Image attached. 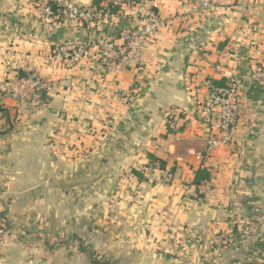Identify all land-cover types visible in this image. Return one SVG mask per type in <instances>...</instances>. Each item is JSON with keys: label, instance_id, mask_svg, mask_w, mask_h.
<instances>
[{"label": "crops", "instance_id": "1", "mask_svg": "<svg viewBox=\"0 0 264 264\" xmlns=\"http://www.w3.org/2000/svg\"><path fill=\"white\" fill-rule=\"evenodd\" d=\"M109 2L116 14L83 26L44 21L31 0H0V81L25 57L29 71L19 73L50 85L36 102L0 95V222L9 232L0 264H264V85L254 75L264 63V0H155L164 25L115 71L97 78L68 61L43 66L55 43L94 47L147 22L144 5L98 4ZM220 78L240 84L241 115L232 143L206 154L217 134L197 100ZM171 109L180 111L173 130ZM147 153L164 168L111 205L114 229L87 234L85 218L100 220L99 193L126 196L116 181L147 164ZM201 167L206 191L192 183ZM168 172L170 181L155 183Z\"/></svg>", "mask_w": 264, "mask_h": 264}, {"label": "built area", "instance_id": "2", "mask_svg": "<svg viewBox=\"0 0 264 264\" xmlns=\"http://www.w3.org/2000/svg\"><path fill=\"white\" fill-rule=\"evenodd\" d=\"M126 6L144 5L147 22L141 26L126 30L118 39L106 38L94 47L81 43H55L50 52L43 56V66L46 67L54 60L68 61L72 65L82 66L92 71L97 78L103 77L110 71H115L126 61L135 59L140 55L141 47L147 37L154 35L165 23V19L157 10L155 0H123ZM38 10L39 16L44 21L69 22L82 25H95L100 23L109 14L107 4L100 7H84L75 0H31ZM117 4V3H116ZM8 52H11L9 50ZM7 52V53H8ZM28 60L25 57L16 59L14 77L0 81V95L11 97L20 102H36L42 92L49 90V83L34 73L19 74L21 71H29ZM255 79L264 85V63L257 64L254 70ZM126 98V94L123 95ZM130 97V96H129ZM198 107L203 114L204 125H210L212 132L217 134L207 140L205 153L219 144L232 143L236 123L241 115L240 84L235 79H230L224 86H211L208 83L207 94L197 100ZM180 117V111L171 109L165 115V125L170 130L176 128ZM154 171H161L157 162H148L140 168L145 176H152ZM163 173V172H160ZM163 179L170 181L171 174L165 173ZM164 179V180H165ZM162 180V179H161ZM165 180V181H167ZM206 191L208 180L201 183ZM8 229L0 224V245L8 235Z\"/></svg>", "mask_w": 264, "mask_h": 264}, {"label": "rangeland", "instance_id": "3", "mask_svg": "<svg viewBox=\"0 0 264 264\" xmlns=\"http://www.w3.org/2000/svg\"><path fill=\"white\" fill-rule=\"evenodd\" d=\"M33 6V5H32ZM137 169H139V168H137ZM140 170V169H139ZM131 173V172H130ZM130 173H129V175H128V177L126 178V177H123L122 175H120L119 177H118V179H117V181H116V183H117V188H119V186L120 185H126L127 187H129V190L126 192V196H123V197H120V192H119V189H117V198H116V200H114V201H111V200H113L114 199V192L112 193V192H108V191H105V192H103V191H101L100 193H99V195L101 196V198H100V207H99V212H100V215L98 216L99 218H100V220H97V224L96 225H91V224H87L88 223V219H86L85 218V221H84V224H83V226H85V227H88V229H86V230H84L87 234L89 233V232H91L92 230H97V229H99V232H104V231H106V232H108L109 230H111V229H114V222H113V220L112 219H114V218H111L110 217V212H112L113 211V207H111V205L114 203V206H118V202H119V200H121L122 198H125V197H127L128 199H130V197H132V196H134V195H132L133 193H134V191H136V190H138L137 188H138V185H139V182H138V179L137 178H133L134 180H132L131 179V177H132V173H131V175H130ZM131 176V177H130ZM161 176H163L164 177V174H162ZM160 176V177H161ZM88 178H90V177H88ZM88 178H86V179H88ZM143 178L144 177H142L141 178V180H143ZM162 178V177H161ZM120 179H121V181H120ZM165 179V178H164ZM163 178H162V180L160 181V180H156L155 181V183H158V182H160V183H163V182H168L169 180H167V179H165V180H167V181H165ZM133 181V182H132ZM130 183V185L129 184H126V183ZM85 183H89V181H85ZM132 184H133V186H132ZM124 185V186H125ZM86 194H90L89 193V191H85V194L84 195H86ZM107 194H112L111 195V197L112 198H110L111 200H109V199H107V198H105V197H102L103 195H107ZM125 204H127V202H125ZM103 220V221H102ZM67 227H70V228H72V229H68V230H65ZM67 227L65 228V227H63V228H65V229H63V234H61L60 236H55V238L53 237L51 240H50V243L51 244H53V245H55L56 244V242H59V241H64V239H65V233H66V231H71V230H73L74 231V229H76V225L72 222V223H70V224H68L67 225ZM90 227H93V229H90ZM144 227V226H143ZM78 229L80 230L81 229V225H78ZM84 232V234H86ZM119 237H121V236H119ZM135 242H137L136 241V239L134 240V243ZM121 243H123V240L120 238V244ZM85 244H89L90 246H91V244L90 243H88L87 241H85ZM91 253H93V254H95L96 255V251H95V249H91ZM116 253H117V255H116V257H115V259H119L120 260V262H121V260L123 261L125 258L122 256L123 255V252H120V250H118V251H116ZM123 258V259H122ZM102 259H98L97 261V263L98 264H102V263H105V262H103V261H101Z\"/></svg>", "mask_w": 264, "mask_h": 264}, {"label": "trees", "instance_id": "4", "mask_svg": "<svg viewBox=\"0 0 264 264\" xmlns=\"http://www.w3.org/2000/svg\"><path fill=\"white\" fill-rule=\"evenodd\" d=\"M99 3V0H96L94 2V5L95 7H100V5L98 4ZM107 8H109V14H116L118 12V10L120 9V5L119 4H116V3H113V2H109L107 4ZM83 26H87L88 24L87 23H83L82 24ZM20 74V73H19ZM20 75H23V74H20ZM226 84V80L224 78H220V79H210L209 81V85L211 86H224ZM44 95H45V92H42L37 98L38 100L40 99H44ZM6 131H0V134H4ZM147 158L149 159L150 162H157L159 164V168L160 169H163L164 168V165H165V162L160 159V158H157L156 156H154L153 154L151 153H147ZM131 173L134 175L135 178L138 179V181H141V178L143 177V174L140 172L139 169H131ZM210 178V174H209V171L207 170V168L205 167H201V168H198L193 176V179H192V183L196 184V185H200L201 183L209 180ZM1 224V222H0ZM95 262H98V261H95ZM102 264H107V263H102Z\"/></svg>", "mask_w": 264, "mask_h": 264}]
</instances>
